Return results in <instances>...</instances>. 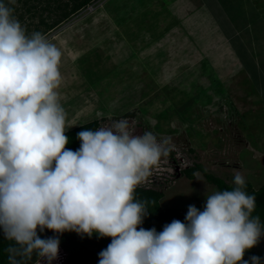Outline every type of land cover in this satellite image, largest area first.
<instances>
[{
  "label": "rangeland",
  "instance_id": "374dc122",
  "mask_svg": "<svg viewBox=\"0 0 264 264\" xmlns=\"http://www.w3.org/2000/svg\"><path fill=\"white\" fill-rule=\"evenodd\" d=\"M104 1L50 30L43 23L66 0L6 1L28 34L41 32L62 52L67 131L126 119L134 134L168 141L161 161L170 170L145 187L162 193V208L203 205L216 191L201 172L183 174L194 164L229 185L239 171L261 187L264 0Z\"/></svg>",
  "mask_w": 264,
  "mask_h": 264
},
{
  "label": "clouds",
  "instance_id": "9594fccd",
  "mask_svg": "<svg viewBox=\"0 0 264 264\" xmlns=\"http://www.w3.org/2000/svg\"><path fill=\"white\" fill-rule=\"evenodd\" d=\"M61 58L0 2V232L11 242L8 264H27L34 253L37 264H52L65 232L110 238L99 264H262L255 255L244 259L264 225L239 171L231 190L205 196L202 211L189 205L184 222L159 233L141 226L155 202L138 199L136 189L169 155V142L150 131L136 135L121 119L78 132L80 147H66ZM45 230L54 235L42 238Z\"/></svg>",
  "mask_w": 264,
  "mask_h": 264
},
{
  "label": "trees",
  "instance_id": "16d2710c",
  "mask_svg": "<svg viewBox=\"0 0 264 264\" xmlns=\"http://www.w3.org/2000/svg\"><path fill=\"white\" fill-rule=\"evenodd\" d=\"M8 0H0L6 4ZM56 1V0H54ZM63 4V7L58 6V9L61 8V13L59 18L56 21H53L51 24H45L46 29L50 30L55 27L59 22L67 20L70 16L77 15L79 11H84V9L91 4V2H96L98 0H66ZM109 0L103 2V6ZM12 8V5H11ZM98 127V122L91 121L86 124L80 125L72 130L66 132L68 136L69 143L66 147L76 150L80 147V141L77 139V133L83 130H96ZM201 172L206 181L215 186L216 190H231L234 187L224 182L222 179L217 178L209 173H206L199 164H194L192 167L186 168L183 171V174L186 175L188 179L194 178L195 172ZM245 191L254 195L256 198V208L253 213L254 216H259L262 225H264V184L259 187L257 190H254L252 186L246 182ZM138 199H147L149 201H154L155 203H150L148 206V215L144 219L143 224L141 225L145 229L155 228L159 233L163 230V227L166 224L171 223L173 220H179L184 222L185 216L188 210L187 208H162L160 206V199L162 198V193L155 190H143L136 189L135 193ZM203 205H197L196 207L203 210ZM42 238L52 237L54 233L45 230L43 233H38ZM60 244L68 251L69 260L73 264H84L86 260L91 259L90 257L93 254L99 253L102 250L106 249L107 246L111 243V239L104 237L98 238L96 234H93L91 238L88 236H80L75 232H65L59 236ZM11 242L3 239L2 232H0V264H8L7 252L5 249L9 246ZM252 249L245 253L244 259L247 260L249 257L253 256ZM36 254H33L32 260L28 261L27 264H32L33 261L37 258Z\"/></svg>",
  "mask_w": 264,
  "mask_h": 264
},
{
  "label": "built area",
  "instance_id": "2783aa9c",
  "mask_svg": "<svg viewBox=\"0 0 264 264\" xmlns=\"http://www.w3.org/2000/svg\"><path fill=\"white\" fill-rule=\"evenodd\" d=\"M86 12H91V7H88L86 9ZM168 170H170V169L166 167L164 161H161L159 166L153 168L152 175L149 176L147 178V180L144 183H142L137 189H146V190L150 189V188H145V187L151 185L152 178H153V180L155 178L154 173L157 172V177L161 178L164 175L163 172H169ZM159 171H160V173H158ZM97 260L98 259L92 260V258H91V259L87 260L85 264H91V263L96 264L95 262H97ZM41 261H43V260H41ZM41 261H40V263H41ZM35 262H36V260H35ZM52 264H73L69 260L68 251L61 244H59L58 257L56 260H54L52 262Z\"/></svg>",
  "mask_w": 264,
  "mask_h": 264
},
{
  "label": "crops",
  "instance_id": "0c3cea01",
  "mask_svg": "<svg viewBox=\"0 0 264 264\" xmlns=\"http://www.w3.org/2000/svg\"><path fill=\"white\" fill-rule=\"evenodd\" d=\"M252 252L255 256L261 257L262 264H264V238H261L257 246L252 248Z\"/></svg>",
  "mask_w": 264,
  "mask_h": 264
},
{
  "label": "bare ground",
  "instance_id": "6f19581e",
  "mask_svg": "<svg viewBox=\"0 0 264 264\" xmlns=\"http://www.w3.org/2000/svg\"><path fill=\"white\" fill-rule=\"evenodd\" d=\"M39 259H40V258H39V257H37V258H36V262H37Z\"/></svg>",
  "mask_w": 264,
  "mask_h": 264
}]
</instances>
